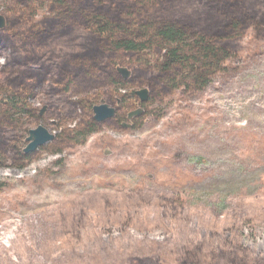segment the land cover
<instances>
[{
    "label": "rangeland",
    "instance_id": "1",
    "mask_svg": "<svg viewBox=\"0 0 264 264\" xmlns=\"http://www.w3.org/2000/svg\"><path fill=\"white\" fill-rule=\"evenodd\" d=\"M7 99L24 106L18 92ZM28 104L46 112L16 116L18 137L39 124L55 134L50 111L63 100ZM145 111L135 127L103 125L21 168L0 164V264H178L185 251L235 244L264 256V38L247 32L203 90Z\"/></svg>",
    "mask_w": 264,
    "mask_h": 264
},
{
    "label": "trees",
    "instance_id": "2",
    "mask_svg": "<svg viewBox=\"0 0 264 264\" xmlns=\"http://www.w3.org/2000/svg\"><path fill=\"white\" fill-rule=\"evenodd\" d=\"M4 1L8 14L0 30V92H5L0 99V164L18 168L40 150L59 152L82 143L103 125L121 128L137 101L128 89L147 87L146 105L176 90L201 91L225 70L247 32L264 38V0ZM42 8L46 13L38 17ZM116 65L127 66L130 76L122 78ZM105 90L113 92L106 101L115 104L119 99L120 104L114 118L96 123L92 102ZM12 92L19 93L24 106L7 99ZM37 95L59 97L64 104L50 111L57 119L55 138L25 154L16 116L39 119L41 108L28 104ZM203 248L185 251L178 264H203L205 258L215 264H264V256L251 255L240 244Z\"/></svg>",
    "mask_w": 264,
    "mask_h": 264
},
{
    "label": "water",
    "instance_id": "3",
    "mask_svg": "<svg viewBox=\"0 0 264 264\" xmlns=\"http://www.w3.org/2000/svg\"><path fill=\"white\" fill-rule=\"evenodd\" d=\"M7 25L6 17L0 14V30H3ZM116 71L126 79L130 76L131 70L126 66L116 65ZM149 90L147 87H141L134 91V94L138 97L140 103H145L148 99ZM118 103V102H117ZM45 107L39 112L41 115ZM142 107L136 108L127 114V118L139 117L143 113ZM116 113V108L106 102L104 99H100L99 104L92 106V118L96 123H102L105 120L113 118ZM123 128H130V123H124ZM55 137L54 133L49 132L44 126L38 125L33 129L28 130V135L24 138L26 145L23 147L25 154L31 153L37 150L40 146L51 142ZM111 152L107 149L104 150V155H109Z\"/></svg>",
    "mask_w": 264,
    "mask_h": 264
},
{
    "label": "flooded vegetation",
    "instance_id": "4",
    "mask_svg": "<svg viewBox=\"0 0 264 264\" xmlns=\"http://www.w3.org/2000/svg\"><path fill=\"white\" fill-rule=\"evenodd\" d=\"M5 16V15H4ZM6 17V16H5ZM7 20V19H6ZM5 29V28H4ZM2 59V58H1ZM4 60V59H3ZM119 74V73H118ZM149 94V93H148ZM136 96V95H135ZM137 97V96H136ZM148 100V99H147ZM106 101V100H105ZM106 102H108V101H106ZM118 102V103H117ZM147 102V101H146ZM145 102V103H146ZM110 105H112V106H114L115 108H116V112H117V107L119 106V104H120V100L118 99L117 101H116V103L115 104H112V103H110V102H108ZM145 103H140L139 102V100H138V97H137V101L135 102V105H134V107L133 108H131V109H129L128 111H127V114L129 113V112H131V111H134L136 108H138V107H142L143 109H144V111H143V113L140 115V116H142L143 114H144V112H145ZM41 110H42V108H41ZM40 110V111H41ZM39 111V112H40ZM44 112H46L45 111V109H44V111H43V113ZM42 113V114H43ZM42 114L40 115L39 114V116H42ZM127 114L125 115V118L121 121V123H120V125H121V128H122V125L124 124V123H130L131 124V127H133V125L135 124V120L137 121L139 118H140V116L139 117H133V118H131V119H128L127 118ZM115 115H116V113H115ZM115 117V116H114ZM113 117V118H114ZM40 118V117H39ZM111 119V118H110ZM105 121H107V120H105ZM104 121V122H105ZM104 122H102V123H104ZM41 125V124H40ZM33 129V128H32ZM55 138V137H54ZM23 141H24V139H23ZM25 142V141H24ZM25 145H26V142H25ZM46 145V144H45ZM41 147V146H40ZM22 149H23V147H22ZM39 149V148H38ZM37 149V150H38ZM37 150H35V151H37ZM23 151V150H22ZM35 151H33V152H35ZM24 153V152H23ZM32 153V152H31Z\"/></svg>",
    "mask_w": 264,
    "mask_h": 264
}]
</instances>
